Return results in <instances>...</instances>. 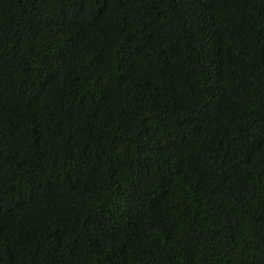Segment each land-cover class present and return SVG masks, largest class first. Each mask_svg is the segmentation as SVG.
<instances>
[{"label": "trees", "instance_id": "16d2710c", "mask_svg": "<svg viewBox=\"0 0 264 264\" xmlns=\"http://www.w3.org/2000/svg\"><path fill=\"white\" fill-rule=\"evenodd\" d=\"M0 264H264V0H0Z\"/></svg>", "mask_w": 264, "mask_h": 264}]
</instances>
